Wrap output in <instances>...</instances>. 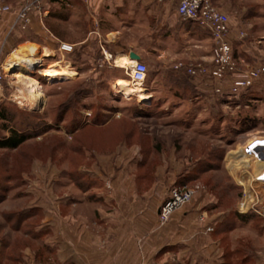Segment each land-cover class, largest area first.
Returning <instances> with one entry per match:
<instances>
[{"label":"rangeland","instance_id":"374dc122","mask_svg":"<svg viewBox=\"0 0 264 264\" xmlns=\"http://www.w3.org/2000/svg\"><path fill=\"white\" fill-rule=\"evenodd\" d=\"M138 2L81 0L64 23L41 22L38 9L27 28L16 19L2 31L0 110L12 119L0 114V137L4 123L37 132L0 148V264H200L205 253L208 264H264V84L235 91L232 75L189 74L212 64L214 40L182 38L179 52L144 53L152 100L126 94L115 78L128 74L104 43L113 30L119 47L138 41L116 28ZM212 2L229 16L240 74L264 65V0ZM57 33L79 42L65 77ZM16 50L30 57L25 69L11 64ZM175 189L190 198L164 219Z\"/></svg>","mask_w":264,"mask_h":264},{"label":"crops","instance_id":"0c3cea01","mask_svg":"<svg viewBox=\"0 0 264 264\" xmlns=\"http://www.w3.org/2000/svg\"><path fill=\"white\" fill-rule=\"evenodd\" d=\"M126 1L129 2L130 0H126ZM138 1L139 2L137 3V6L135 8H127L126 10L122 11L120 18L118 19L120 23L119 25L116 26V28L119 27L127 28L128 31L129 30L138 31L139 32V33L137 32L138 41L134 44L127 45V47L125 46L119 47V45L116 43L117 40L116 38L118 37L116 35H112L113 31L116 30L110 32V35L108 36V41L105 40L104 54L106 55V58L111 57L110 62L112 65L118 66L120 68H124L125 66L118 64L117 62L118 58H120V56L121 57L123 56L124 61L131 60L130 57L131 52H136L139 55H141L142 61H144V53L150 50L157 52L159 58H163L164 54L167 52L168 49H172L175 52H179V49L176 46L181 42L182 38H190L201 46H205V42L208 41L209 38L212 39L211 33L207 29L201 27L197 22L183 20L180 18L177 11V3L175 0H168L165 2H159L158 0H138ZM80 2L81 0H43L42 3L43 13H41L40 20L41 22L46 21L47 24H49V21L52 18L56 19L57 21H61L63 23L67 22L70 16L69 13L70 14L73 13L72 11L73 8H75V6ZM21 3L22 0H0V5L8 4L11 7L10 10L0 13V36L3 34L2 31L6 29L9 24L13 25V23H15ZM36 17L37 16H35L34 20L36 19ZM94 23L98 25L100 31L99 23L97 21H95ZM109 27H110L109 30L113 28L112 25H109ZM54 37L56 40L54 42L56 45L54 50H58V46L61 42L74 44L76 47L78 45L77 43H79V42H75L74 40L70 41L66 38L65 35L63 36L60 35L59 33H57ZM1 45L3 48H5L4 43H1ZM43 47H44L43 48L44 53H45V49L48 50V52L53 51V49H50L48 45ZM44 53H40V55ZM66 56L65 58L64 56H61L62 58L57 62L58 65H60V63L62 64V66L60 65V67H58L59 72H61L64 69V67L67 68L70 67L67 66L68 64H65L66 62L67 63L69 62L70 65L72 64V62L68 60ZM206 60L208 61L210 59H206ZM59 72L58 74H60ZM61 77H65V76L61 75ZM118 77L120 76H117L115 79H117ZM192 81L193 84L191 83ZM153 82L155 84L157 83L155 80H153ZM189 82L193 86L196 85V87L203 90V85L200 84L201 82L197 83L194 82V80L192 79H190ZM154 83L152 84V86L145 87L147 88L146 90L148 91V93L151 92V90H156V85ZM204 89L207 90L206 88ZM149 97L150 99L148 101L152 100L153 95H149ZM172 98L173 100H176L178 99V96L173 95ZM172 98L169 99L172 101ZM207 256H209L208 253L201 255L200 264H208L209 257ZM220 256L223 259V255ZM217 260H219V257L217 258Z\"/></svg>","mask_w":264,"mask_h":264},{"label":"built area","instance_id":"2783aa9c","mask_svg":"<svg viewBox=\"0 0 264 264\" xmlns=\"http://www.w3.org/2000/svg\"><path fill=\"white\" fill-rule=\"evenodd\" d=\"M165 2L168 0H158ZM177 11L181 19L195 21L201 27L207 29L214 40V54L211 65H189L185 69L189 74L209 75L215 80L225 79L227 76H234V90L250 87L255 81L260 80L264 84V65L251 68L246 74H240L238 70L232 44L228 38L230 34V20L227 13L219 9L212 0H175ZM43 0H22L18 12L17 20L21 28L25 29L31 22V13L42 9ZM9 5L0 6V13L10 10ZM93 33L99 34V28L92 29ZM75 48L74 44L61 42L58 50L65 54L71 53ZM108 58V57H107ZM183 68L182 64L176 65V69ZM128 78L133 86H140L146 81L148 76V66L142 60L137 61L133 66L124 67ZM239 74V75H238ZM6 75L4 63L0 62V86H2ZM238 75V76H237ZM220 91L219 88H217ZM258 155L264 158V149L258 151ZM264 183V180L256 179ZM190 198L189 191L175 189L173 195L162 207L161 215L167 219L171 212L184 204ZM260 214L264 216V197L261 199Z\"/></svg>","mask_w":264,"mask_h":264},{"label":"trees","instance_id":"16d2710c","mask_svg":"<svg viewBox=\"0 0 264 264\" xmlns=\"http://www.w3.org/2000/svg\"><path fill=\"white\" fill-rule=\"evenodd\" d=\"M232 48H233V45H232ZM77 50L78 49L75 46L74 50L71 53H68L69 55L66 56L67 59L70 60L73 65L76 64V62H77L76 60H78L77 58L72 57L73 55L76 56L78 54V52H80L79 50L78 51ZM82 51H86L85 46L82 47ZM233 53H234V49H233ZM188 76H189L188 77L189 80L191 78H195V76H191V75H188ZM207 78L208 77H205L204 80H206ZM210 78L212 79V77H210ZM255 82H254V84L252 86L245 87V88H242V89H244L245 91H248V92L251 91L252 93H255V90L257 89V88H255V86H256V83H258L259 81L256 82V83ZM0 114H1L2 117L6 118L8 120L12 119V117H10V115H8V113L6 112L5 108H3V110H0ZM3 128L9 129V133H10L8 136L0 137V148H6V149H16V148H18L26 140H28L30 137L34 136L35 133L37 132L36 128H33L31 130L29 129L27 131L25 129H18L16 127H11L7 123H4ZM237 216L243 221L249 220V218H248V216L246 214L239 213Z\"/></svg>","mask_w":264,"mask_h":264},{"label":"bare ground","instance_id":"6f19581e","mask_svg":"<svg viewBox=\"0 0 264 264\" xmlns=\"http://www.w3.org/2000/svg\"><path fill=\"white\" fill-rule=\"evenodd\" d=\"M118 58V57H117ZM11 64H13L14 66L17 65L18 67H20L21 69H25L26 66H27V60L30 59L29 56H24V55H21V54H18L17 51H14L12 54H11ZM118 64L119 65H123V66H133L135 63H136V60H128V61H124V57L120 56V58H118ZM6 66L8 67L7 65V62H6ZM35 64L32 65V67H34ZM61 75H65L66 73H69L66 69H64L63 71L59 72ZM117 85L123 89V91L128 94V95H137L138 96V99L139 101H142V102H147L150 97L149 95H147L146 93V89L141 85V86H133L131 84V81L129 80V78H126V77H119L117 79ZM36 96V94H35ZM261 149H264V147L260 148ZM260 158H263L260 156Z\"/></svg>","mask_w":264,"mask_h":264},{"label":"water","instance_id":"95a60500","mask_svg":"<svg viewBox=\"0 0 264 264\" xmlns=\"http://www.w3.org/2000/svg\"><path fill=\"white\" fill-rule=\"evenodd\" d=\"M130 57L131 59L133 60H137V61H140L142 59L141 55H139L138 53L136 52H131L130 53Z\"/></svg>","mask_w":264,"mask_h":264}]
</instances>
